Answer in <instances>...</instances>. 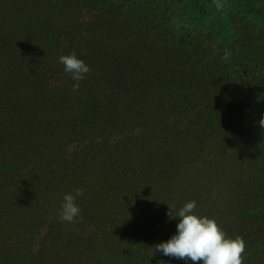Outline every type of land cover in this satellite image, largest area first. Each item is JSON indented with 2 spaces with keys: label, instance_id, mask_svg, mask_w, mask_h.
I'll list each match as a JSON object with an SVG mask.
<instances>
[{
  "label": "rangeland",
  "instance_id": "obj_1",
  "mask_svg": "<svg viewBox=\"0 0 264 264\" xmlns=\"http://www.w3.org/2000/svg\"><path fill=\"white\" fill-rule=\"evenodd\" d=\"M178 10L0 0V264H193L154 247L191 200L264 264V31ZM73 53L78 92L59 62ZM77 188L80 217L61 222Z\"/></svg>",
  "mask_w": 264,
  "mask_h": 264
},
{
  "label": "clouds",
  "instance_id": "obj_2",
  "mask_svg": "<svg viewBox=\"0 0 264 264\" xmlns=\"http://www.w3.org/2000/svg\"><path fill=\"white\" fill-rule=\"evenodd\" d=\"M217 9L222 7L216 4ZM229 53L223 59L227 60ZM59 62L64 65V71L70 73L74 81L73 92H78L80 81L90 71L89 66L77 58L75 53L62 55ZM264 99V93L257 96V100ZM264 129V116L258 121ZM84 195V190L77 188L74 193H65L58 219L61 222L72 223L80 217V208L76 204L78 197ZM169 206V205H168ZM197 203L195 200L186 202L178 211L169 206V219H177L176 234L168 241L154 245L156 253L181 260H191L193 264H243V254L246 243L242 237L226 238L225 232L219 227L215 219L195 214ZM82 218V217H81Z\"/></svg>",
  "mask_w": 264,
  "mask_h": 264
},
{
  "label": "trees",
  "instance_id": "obj_3",
  "mask_svg": "<svg viewBox=\"0 0 264 264\" xmlns=\"http://www.w3.org/2000/svg\"><path fill=\"white\" fill-rule=\"evenodd\" d=\"M129 1V0H123ZM180 18L208 21L213 32L223 31L235 18L252 19L264 31V0H177ZM222 5L217 9L216 4Z\"/></svg>",
  "mask_w": 264,
  "mask_h": 264
}]
</instances>
